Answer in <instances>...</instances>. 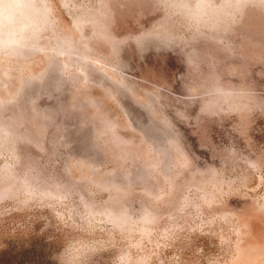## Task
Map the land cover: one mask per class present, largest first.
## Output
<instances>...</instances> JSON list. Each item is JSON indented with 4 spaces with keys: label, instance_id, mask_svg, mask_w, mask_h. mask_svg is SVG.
<instances>
[{
    "label": "rangeland",
    "instance_id": "rangeland-1",
    "mask_svg": "<svg viewBox=\"0 0 264 264\" xmlns=\"http://www.w3.org/2000/svg\"><path fill=\"white\" fill-rule=\"evenodd\" d=\"M0 264H264V0H0Z\"/></svg>",
    "mask_w": 264,
    "mask_h": 264
},
{
    "label": "trees",
    "instance_id": "trees-1",
    "mask_svg": "<svg viewBox=\"0 0 264 264\" xmlns=\"http://www.w3.org/2000/svg\"><path fill=\"white\" fill-rule=\"evenodd\" d=\"M44 249V247H42V250Z\"/></svg>",
    "mask_w": 264,
    "mask_h": 264
}]
</instances>
